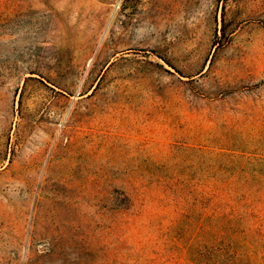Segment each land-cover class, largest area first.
I'll use <instances>...</instances> for the list:
<instances>
[{
    "label": "rangeland",
    "instance_id": "1",
    "mask_svg": "<svg viewBox=\"0 0 264 264\" xmlns=\"http://www.w3.org/2000/svg\"><path fill=\"white\" fill-rule=\"evenodd\" d=\"M0 264H264V0H0Z\"/></svg>",
    "mask_w": 264,
    "mask_h": 264
}]
</instances>
